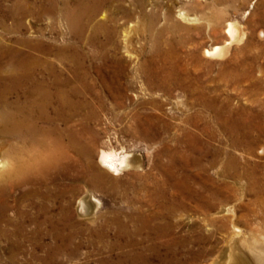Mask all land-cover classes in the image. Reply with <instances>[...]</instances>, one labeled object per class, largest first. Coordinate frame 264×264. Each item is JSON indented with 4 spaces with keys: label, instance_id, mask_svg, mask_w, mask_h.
<instances>
[{
    "label": "rangeland",
    "instance_id": "obj_1",
    "mask_svg": "<svg viewBox=\"0 0 264 264\" xmlns=\"http://www.w3.org/2000/svg\"><path fill=\"white\" fill-rule=\"evenodd\" d=\"M80 3L89 6L0 0V68L13 67L5 51L19 50L32 71L76 74L85 141L92 137L76 190L61 177L50 192L60 226L59 208L74 214L60 240L38 211L35 185L0 189V264H103L113 216L130 230L142 224L127 250L149 264L222 263L233 235L263 241L264 0H102L71 27L66 16ZM227 22L240 26L243 42L224 60L205 58ZM101 148L127 151L140 167L101 174ZM214 192L226 215L192 198ZM86 199L90 214L76 217Z\"/></svg>",
    "mask_w": 264,
    "mask_h": 264
},
{
    "label": "bare ground",
    "instance_id": "obj_2",
    "mask_svg": "<svg viewBox=\"0 0 264 264\" xmlns=\"http://www.w3.org/2000/svg\"><path fill=\"white\" fill-rule=\"evenodd\" d=\"M88 2L89 6L80 3L74 11L67 13L66 19L71 27L88 13L95 14L102 4V0H87ZM179 16L184 20L187 18L184 13ZM244 37L245 33L237 23L227 22L221 44L204 49L202 54L211 60H224L229 56L231 48L240 45ZM5 52L4 55L9 58L13 67L6 70L0 68V189L8 187L15 190L35 185L36 188L30 192L43 202L38 211L50 221L46 225L48 231L55 233L56 239L60 240L64 230L73 228L74 214L69 211V205L59 208L60 217L64 219L60 226L51 215L53 206L48 203L53 202V197L50 192L56 185L54 182L61 177L71 180L72 188L76 190V182L81 177L80 158L88 161L91 158L92 137L88 142L85 141L89 137L87 117L81 118L80 115L81 105L76 85L78 78L73 73V77L67 79L62 72L55 70L32 71L28 68L30 61L27 55L19 50ZM2 62L0 58V67ZM240 127L233 124L235 132ZM246 132L248 134L249 131ZM97 164L102 169L101 174L112 176L140 167L130 153L118 152L112 148L100 149ZM94 178L96 177H87L91 184ZM56 194L59 198L63 197V190L57 189ZM196 194L198 193L192 194V198L198 202L199 210H218L217 213L224 215L231 211L223 202L216 204V192L207 196ZM90 209L87 199L79 200L75 216L86 217L90 214ZM208 218L204 215L201 222L211 224V219ZM111 225L106 235L110 255L103 264H149L141 251L130 253L127 250L132 244V235H139L142 231V224L139 228L130 230L127 223L113 216ZM43 245L51 246L52 243ZM227 249L226 260L217 264H264V240L252 239L249 242L239 235H233Z\"/></svg>",
    "mask_w": 264,
    "mask_h": 264
}]
</instances>
